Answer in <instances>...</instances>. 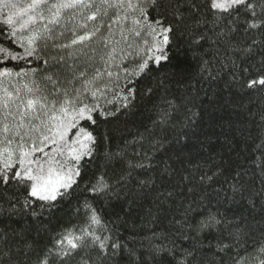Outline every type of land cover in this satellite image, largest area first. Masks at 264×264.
<instances>
[{
	"label": "trees",
	"instance_id": "obj_1",
	"mask_svg": "<svg viewBox=\"0 0 264 264\" xmlns=\"http://www.w3.org/2000/svg\"><path fill=\"white\" fill-rule=\"evenodd\" d=\"M4 2L0 21L8 12ZM160 5L143 6L149 23L162 19L173 26L168 59L159 65L149 61L150 70L140 75L130 73L144 52L137 56L128 49L132 55L111 65L101 59L121 39L117 25L108 48L99 39L108 35L115 9L83 46L71 45V22L65 20L50 26L51 38L39 42L35 57L0 63V71L13 73L0 77V98L7 88L14 96L20 89L21 99L24 85L33 81L50 100L62 99L65 91H83L97 69L107 68L112 76L102 75L94 85L104 88V95L98 94L102 110L114 113L95 114L97 124L89 130L97 137L96 150L80 161L77 183L54 207L34 200L16 181L0 183V264H8L9 257L14 264H37L66 230L79 235L81 227H89L86 205L101 218L89 231L108 237L106 250L86 238L78 254L53 257L50 264H260L264 259V86L248 87L264 76V27L246 30L242 17L227 14L216 20L208 0H160ZM135 15L129 14L125 29ZM94 23L88 22L89 29ZM0 29V47L24 56V49L6 38L7 27L0 23ZM125 36L147 47L127 31ZM3 111L0 106V120ZM100 177L108 187L93 192ZM210 217L220 223L202 228Z\"/></svg>",
	"mask_w": 264,
	"mask_h": 264
},
{
	"label": "snow or ice",
	"instance_id": "obj_2",
	"mask_svg": "<svg viewBox=\"0 0 264 264\" xmlns=\"http://www.w3.org/2000/svg\"><path fill=\"white\" fill-rule=\"evenodd\" d=\"M145 4L153 9L161 7L160 0H100L99 4L96 0H29L23 5L5 0L4 7L8 12L6 19L0 23L8 29L6 38L24 49V56L11 46L0 47V63L35 57L39 42L51 38L50 26L59 25L65 20L71 22V45L83 46L85 42H91L97 37L105 27L103 17L108 15L109 9H115L110 17L111 22L107 24L108 35L99 39L108 48L113 25L118 26L121 39L115 41L111 49L101 55V59L106 65H111L117 58L123 61L126 56L132 55L128 49H133L137 56L144 52V58L136 64L130 75L145 73L150 70L149 61L159 65L161 60L168 59L165 49L170 43L169 34L174 35L171 23L165 24L162 19L148 22V13L143 6ZM207 6L216 20L227 14V17H242L246 30L264 27V0H259V3L256 0H208ZM258 7L261 9L259 16ZM130 13L136 15L131 20L132 27L125 29L123 25L127 23ZM179 18L180 14L177 13V19ZM89 21L95 22L91 29L88 27ZM38 23L41 24L39 30L35 27ZM125 31L134 38L143 40L147 47L138 46L136 39L128 40ZM46 33L49 35L46 36ZM144 34L151 38L150 41L145 39ZM200 39L204 37L193 42L199 43ZM117 46H120L119 52L116 51ZM62 47L69 45L64 44ZM102 75L111 77L112 73L107 68L97 69L92 79L86 81L88 86L83 91L72 94L65 91L63 98L59 100H50L35 81L31 86L24 85L26 93L23 99L19 96L20 89H14L17 93L15 96L7 88L4 89V96L0 98V106L4 109L3 119L0 120V183L16 181L34 200L47 202L52 207L58 197L67 195L81 174L80 161L86 157L91 159L96 150L97 137L89 130L97 124L95 114L98 112L105 118L114 114L105 113L98 101V94L103 96L104 88L94 85V82ZM12 76V71L7 68L0 71V77ZM256 85L264 86V76L248 83V87ZM134 91L129 89L133 99ZM127 99L128 97L124 98L125 101ZM123 106L128 107V104L125 102ZM50 145L54 147L49 148ZM46 148L49 151H45ZM107 187L106 181L100 177L91 190L103 192ZM28 203L30 202L26 200V204ZM86 207L90 210L89 227H81L79 235L73 230H66L55 240L52 248L39 257L37 264H50L53 257L65 260L78 254L84 247L86 238L102 251L106 250L108 237L102 239L94 231H89L92 225L102 224L101 218L95 209L88 205ZM218 223L220 221L215 217H210L208 221L201 222V227L211 228ZM112 247L119 248V245L113 244ZM261 252L264 253V249ZM8 264H14L11 257ZM260 264H264V259L260 260Z\"/></svg>",
	"mask_w": 264,
	"mask_h": 264
}]
</instances>
